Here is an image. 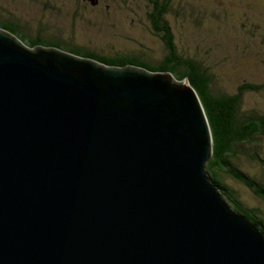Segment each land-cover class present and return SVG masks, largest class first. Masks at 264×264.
I'll use <instances>...</instances> for the list:
<instances>
[{
  "label": "water",
  "instance_id": "95a60500",
  "mask_svg": "<svg viewBox=\"0 0 264 264\" xmlns=\"http://www.w3.org/2000/svg\"><path fill=\"white\" fill-rule=\"evenodd\" d=\"M32 49L0 29V264H264L188 79Z\"/></svg>",
  "mask_w": 264,
  "mask_h": 264
},
{
  "label": "rangeland",
  "instance_id": "374dc122",
  "mask_svg": "<svg viewBox=\"0 0 264 264\" xmlns=\"http://www.w3.org/2000/svg\"><path fill=\"white\" fill-rule=\"evenodd\" d=\"M83 1L79 4L78 0H17L21 8L18 15L30 35L43 31L65 34L69 40L73 13L78 10L81 15L87 13L86 17L94 24L76 28L80 47L109 55H142L152 63L165 55V45L153 32L143 2ZM4 2L12 10L16 6L13 0ZM168 18L180 49L211 69L216 76L217 89L237 94L242 84H264V0H175ZM114 24L118 28L113 27ZM213 91L217 92L215 88ZM242 110L249 115H264V89L246 91ZM245 151L247 153L239 155V168L264 179V139L259 138ZM222 176L227 177V174ZM226 183L239 191V199L245 206L259 209L264 217L263 200L233 178H228Z\"/></svg>",
  "mask_w": 264,
  "mask_h": 264
},
{
  "label": "trees",
  "instance_id": "16d2710c",
  "mask_svg": "<svg viewBox=\"0 0 264 264\" xmlns=\"http://www.w3.org/2000/svg\"><path fill=\"white\" fill-rule=\"evenodd\" d=\"M13 1L16 2V6L12 10L5 5L4 0H0V29L10 31L33 49L55 47L110 66H137L154 72H170L178 80L188 79L203 103L212 131L213 154L207 164L208 174L222 190L232 208L264 231L262 212L259 209L245 206L239 199V191L226 183L228 178H233L236 182L245 185L255 197L264 201V179L243 172L239 168L238 161L240 154L247 153L245 149L250 150L259 138L264 139V115H249L247 111L242 110L244 93L248 90L264 89V84L259 86L249 83L242 84L238 87L237 94H227L217 89L215 87L216 76L211 69L189 56L186 51L181 50L177 43L168 18L173 11L175 0H137L143 2L147 7L146 13L151 28L165 45V55L157 63H152L142 55L127 53L109 55L92 48L80 47L76 28L82 26L81 28L84 29L86 27L84 24L89 23V26L94 24H91V21L86 17L87 13L81 15L78 10L73 13L69 40L66 39L65 34H46L43 31L30 35L25 30L23 18L18 15V12L21 11L20 5H17V0ZM84 2L78 0L79 4ZM82 8L88 10L84 5ZM77 22L79 24H76ZM113 27L118 28L116 24ZM44 34H46L45 37H43ZM213 88L217 92H214ZM257 146L259 147V145ZM224 173L227 174V177L222 176Z\"/></svg>",
  "mask_w": 264,
  "mask_h": 264
},
{
  "label": "clouds",
  "instance_id": "9594fccd",
  "mask_svg": "<svg viewBox=\"0 0 264 264\" xmlns=\"http://www.w3.org/2000/svg\"><path fill=\"white\" fill-rule=\"evenodd\" d=\"M17 37V36H16ZM29 47V46H28Z\"/></svg>",
  "mask_w": 264,
  "mask_h": 264
}]
</instances>
